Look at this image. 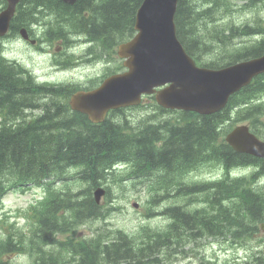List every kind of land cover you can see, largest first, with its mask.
<instances>
[{
	"label": "trees",
	"instance_id": "16d2710c",
	"mask_svg": "<svg viewBox=\"0 0 264 264\" xmlns=\"http://www.w3.org/2000/svg\"><path fill=\"white\" fill-rule=\"evenodd\" d=\"M36 1L44 5L46 3L58 4L56 12L58 9L62 11V7L66 6L77 13H81L85 9L91 10L90 3L92 2V0H76L72 5H67L60 0ZM141 1L101 0V5L91 10L92 14L86 18L95 24L90 28L92 33L100 32V35L108 36L104 37L106 40L112 39V35L117 32L127 31V37L130 36L133 32L135 11ZM206 1L209 2V5L201 12H195L190 4L185 3L184 0H178L174 17L177 36L190 53H193L192 47L196 45V40H191V34L188 32L192 28L189 23L192 22V16L197 19L201 14H215L221 3H229V0H220L218 4L214 2L216 0ZM36 5L35 2L34 6ZM20 25L19 19L15 18L10 26L11 34L18 33ZM256 30H264V27L256 29L246 23L229 27L231 34L236 31L237 34L249 35L258 32ZM261 34L264 35V31ZM260 39V41L242 48H222V61L219 63L210 62L208 66L217 67L224 63H234L262 54L264 52V36ZM1 65L2 63L0 64V111L5 108L7 112L5 119L0 121V192L16 186L19 182L32 181L36 184H43L63 179L66 181L63 191L55 189L54 199L45 203L41 209L48 213L44 218H49L54 226H57L66 216L71 229H74V224L79 225L84 222V219L97 216L99 209H102V206L95 203L88 190L84 189L82 185H77V182L82 181V178L88 177L90 183L88 185L91 187L94 184L103 185L101 181L96 182V179L105 174V171L109 170L113 163L123 160L122 157L131 159L132 169L142 174H145L146 171L150 172V169H158L155 174H163L186 168L194 162V152L200 153L208 138L215 134L213 128L219 122L220 115L216 113L209 117L203 116L204 118L199 122L188 121L183 125L165 122L161 126L140 127L138 133L131 135L120 125H112L110 121L104 120L98 125L89 122L83 123L82 120H87L85 114H78L80 119L73 123L66 117L65 111L62 110L63 107L58 106L57 101L54 102V100L48 103L43 116L28 121L22 117L21 112L30 106L29 100L37 96V89L35 86H23V83L15 75L13 65L8 63ZM262 90H264V74L255 77L254 81L244 90L231 96L230 103L235 98L243 97H245L243 101H248L246 99L253 93ZM263 109V103L252 102L245 107V113L253 116L256 121L258 120L257 114ZM182 114L183 116L191 115V113ZM223 149L224 146H221L218 151ZM208 150L210 152L208 156H210L213 149L209 147L207 152ZM228 156H233L234 161L235 158H241L244 155L230 151ZM241 161L254 162L260 161V159L245 155ZM71 167L81 169L76 171ZM160 167H162V172ZM162 185L160 184L157 190L165 188ZM65 188L67 190L64 193ZM246 195L252 199L256 208L254 211H259L261 206H264V197L261 194H258L256 198L249 193ZM241 197L243 198L240 199L246 203V196L242 195ZM248 208L250 207L248 206ZM173 210L175 212L172 214L171 210L168 211L174 221L169 224L168 228H153L133 239L125 240V243L128 244H132L138 239H141L142 244L146 243L144 246L136 248L137 253L135 252L134 259H139L137 258L138 254L144 252L162 251V248H155L153 245L147 246V244H168L170 238L172 243L181 241L178 234L179 219H183L185 222L186 214L179 210ZM59 211H66L68 215H59ZM261 214L263 213L261 212L259 215ZM80 245V242L73 240L74 251L83 253V246L80 247ZM104 248L105 253L110 257L116 256L119 260H125L126 264H135L132 262L134 259H131L128 249L125 252L116 253L121 249L119 244H112ZM149 256L147 254V257ZM88 257L90 256L88 255ZM152 257L157 259L156 256ZM87 264H91V262Z\"/></svg>",
	"mask_w": 264,
	"mask_h": 264
},
{
	"label": "rangeland",
	"instance_id": "374dc122",
	"mask_svg": "<svg viewBox=\"0 0 264 264\" xmlns=\"http://www.w3.org/2000/svg\"><path fill=\"white\" fill-rule=\"evenodd\" d=\"M201 1L184 0L185 3H188L193 7L195 12H201L209 5L208 1ZM35 2L37 1L26 0L25 4L28 6H34ZM214 2L218 4L220 0H216ZM3 4L4 3L1 0L0 7ZM45 5L55 11L58 7V4L46 3ZM99 5H101V0H92L90 3V9H96ZM91 10L85 9L81 13L71 10L69 16H64V14L58 9L57 16L54 18L51 14L39 15L33 12V15L31 13V15H25L26 18L24 19V24L28 26L29 29L35 31V36L40 41H43L44 46H49L59 38L53 37L49 39L47 37V32L52 29L62 31L64 36L67 38V42H64L66 44L64 49L65 53L59 49L57 51L58 55H49L39 49L29 47L27 44L22 43L16 34H12L11 36L0 38V64L2 63L3 65L8 63L13 65V62L11 63V61H15L18 65V60L21 59L29 64L31 59H33L34 63L38 67V74L42 73V69L44 70L50 68L48 69L47 75L40 76L42 81L47 80L51 83H60V85L85 84L89 80L97 77L105 68H118L121 61L118 60V57L115 55L114 43L118 39L123 40L124 36L128 34V32H117L113 34L112 39L106 40V43L110 42L107 47H103L100 42L96 40V38L108 36L100 35V32L96 34L92 33L90 28L95 26V24L88 21L89 19H86L92 14L93 11L91 12ZM69 19L71 21H68ZM192 22H189L190 25H192V28L189 29L188 32L191 34V40H196V45H194L193 49L200 56L202 61L221 62L223 54V51L221 50L222 48L228 49V47H246L248 44L260 41V38L264 36L261 34L264 30H256L258 32L249 35L237 34L236 31L231 34L229 31L230 26H239L245 23L256 29L264 27V0H229L228 4L221 3L215 14H201L197 19L192 16ZM53 25H55V28H52ZM62 42L63 40H61V43ZM112 51L114 53H112ZM29 53L32 54V58L29 57ZM56 58L59 59L60 63H65L68 66H60L57 68V65L55 64ZM21 76L23 77L24 75L21 74ZM26 77L31 81L30 75ZM35 78L37 77L35 76ZM86 79L87 81L84 82ZM51 99L52 97H50L49 103ZM248 99L251 102H262L264 104V90L253 93L246 100ZM243 100H245V97L239 98L234 105L230 108H226L228 109L227 114L229 118L222 120L219 124L220 130L225 129L231 124L234 126L238 123H253L258 132L264 136V109L258 120L254 121L253 118L246 117L240 110V108L244 106ZM41 113L42 108L40 107L36 109L28 107L21 112V115L24 119H32L40 116ZM157 114L158 116L164 115V117H171L175 115L161 114V112H158ZM140 115L147 116L149 115V111L140 110ZM126 121L129 123V128H135V134L139 132L140 127L154 126V124L149 121L145 119H137L136 117L130 118ZM204 147L205 150L199 153L200 156L194 157L195 161L199 162L192 163L191 175L193 176V179L188 180V182H198L202 180L207 170L215 168L214 166L216 164L214 162L201 161L202 159L207 158L208 153H210L209 150L207 152L206 145H204ZM128 167L129 166L120 168L115 166L114 169L111 168L107 171V173L111 175L101 182L104 187H107L109 205L105 209H100L103 215L88 221L93 223L92 231L84 238L85 240H88L90 235L96 236L97 234H101L102 240H105L108 243L113 242L114 244L120 245L121 249H119L116 253L127 250L128 246L127 243H125V240H127V238H133L134 232L140 229L142 225L166 229L172 222V219L167 213L156 215L155 212L160 211L157 207L152 216L147 217L145 215L147 207L146 200L148 197L147 187L157 190L159 186H152V181L149 183H139L131 181L130 179H124L123 176L129 170ZM160 168V171L162 172V167ZM239 168L237 176H248L251 172L257 169L259 170V165L248 163L241 165ZM71 169L77 170L78 168L71 167ZM150 171L156 173L158 169H150ZM121 178L122 180L120 181ZM257 178L264 182V170L260 171ZM160 181L162 185V179ZM57 183L65 184L63 181H57ZM115 184L119 187H116ZM66 190L67 189L65 188L64 193ZM40 195L41 188L34 185L27 186L23 192H21L20 188L9 190L1 197L0 258H2L4 262H7L5 260V254L7 253L6 245L9 235V233H7V229L11 227L12 234L10 237H12L16 242L17 248L15 251L13 250L16 252L15 255L10 259L7 258L8 264H79V259L82 254L67 253L58 243L43 244L41 242V236L36 234L38 231H36V233L34 232L35 228L33 222H29L25 226L21 224L23 222V217L18 214V210L21 211L25 204L33 203L40 197ZM117 195L120 196L118 200L116 199ZM198 195V206L200 208L205 207V205H209L207 215H215L219 219L228 221L227 215L219 209L218 205L216 203H212L208 197L204 196H208L209 192L206 194L200 192ZM187 198L188 195L182 196L183 200H186ZM132 202H137L138 207L134 208L132 206ZM39 210V212H42L41 209ZM182 211L186 213L185 210ZM62 213L63 215H68V212L66 211H63ZM63 219L66 220L67 217L64 216ZM82 228L83 227L79 228L74 224V229L77 231V234L75 235L76 237L81 235ZM198 228L199 226L196 227V230H198ZM118 230L120 232H118ZM135 234L140 235L138 232ZM140 241L141 239H138L134 242L135 248L146 244H142ZM207 241L209 242V249L195 245L194 250L188 253L185 257L184 264H196L200 261H204L206 264H225L226 262L231 261V258L234 255V250L231 248H224V246L220 245L212 238H208ZM177 243L178 242L172 243V239L170 238L168 244H165L168 251L170 250V253L163 252L165 254H163V256L158 252L153 254L152 256H159L164 259H162V261H154L152 264H164L163 261L166 264H175V262H177L175 258V256H177L176 252L184 250L183 247L186 248L185 245L175 247ZM231 246L236 248L234 244H231ZM262 248L264 249V244L262 245ZM213 252L217 254V259L215 260ZM181 254L184 256L183 252H181ZM88 255H90V252ZM138 255L143 256V259L147 258L144 257L147 255V252ZM102 257H106L105 251L98 252L97 264H113V262H110L108 258ZM253 262L254 260H251L245 262V264H254ZM115 264H126V261L116 258Z\"/></svg>",
	"mask_w": 264,
	"mask_h": 264
},
{
	"label": "water",
	"instance_id": "95a60500",
	"mask_svg": "<svg viewBox=\"0 0 264 264\" xmlns=\"http://www.w3.org/2000/svg\"><path fill=\"white\" fill-rule=\"evenodd\" d=\"M19 1L6 0L7 7L0 11V35L7 31ZM177 1L142 0L134 19L136 33L118 48L127 70L107 79L95 93L76 94L71 100L73 107L88 113L92 121H100L106 109L138 103L142 93L168 84L157 94L163 107L211 113L220 109L230 94L264 72V54L219 69L197 67L176 35ZM20 32L26 37L24 29ZM226 140L238 152L264 157V142L247 126H236ZM103 193L101 188L94 191L97 202Z\"/></svg>",
	"mask_w": 264,
	"mask_h": 264
},
{
	"label": "flooded vegetation",
	"instance_id": "af4514ba",
	"mask_svg": "<svg viewBox=\"0 0 264 264\" xmlns=\"http://www.w3.org/2000/svg\"><path fill=\"white\" fill-rule=\"evenodd\" d=\"M18 6L20 7V9L17 11V13H16V18H18L19 19V23H21V25L20 26H22V25H25L24 24V19L26 18V16L25 15H27V14H32L33 15V13H37V14H39V15H48L49 14V10L50 9H48L45 5H43V7L40 9V8H38V6H28V5H26V4H24V2L23 3H19L18 4ZM64 8H68L69 9V7H64ZM33 12V13H32ZM19 13V14H18ZM30 14V15H31ZM64 15H70V11H67V12H64L63 13ZM52 15V14H51ZM25 16V17H24ZM53 18H54V16H57V13H54L53 15ZM69 21V20H68ZM53 23H55V22H53ZM19 26V27H20ZM18 27V28H19ZM25 27L29 30V35L31 36V37H34V36H32V34H34L35 35V32H33L31 29H29V27L28 26H26L25 25ZM52 28H55V26L53 25L52 26ZM49 35H53V36H55V37H59L58 39H57V42H60L61 43V40H63V42L61 43V44H64V42H67V38L64 36V34H63V32L62 31H59V30H56V29H52V30H50L49 32H48V36ZM19 38V40L22 42V43H25V41H28V42H30V39H28V40H25V39H21L20 37H18ZM36 39V38H35ZM39 40V39H38ZM40 41V40H39ZM36 43H37V39H36ZM35 43V44H36ZM26 44V43H25ZM33 44V43H32ZM28 45V44H27ZM29 47H32V46H30V45H28ZM49 46H44L43 45V41H40V47H32V48H34V49H39V50H41L42 52H46L47 51V48H48ZM57 50H59L60 49V47H58V48H56ZM61 51H63L64 52V50H62L61 49ZM65 53V52H64ZM50 55V54H49ZM56 55H58V54H56ZM55 56V55H54ZM29 57L30 58H32V54L31 53H29ZM18 60V59H17ZM12 62H14V64H15V66H16V68L14 69V71H15V75L20 79V81L23 83V86H45V85H47V87L49 88V86L50 85H55V86H66V89L69 91L68 92V95H71V94H73V93H75V92H79V91H87V90H90V89H93V88H95V87H97V86H89V82L91 81V80H89L87 83H85V84H78V85H70L69 86V84H63V85H60V83H51V82H48L47 80H41V78H40V76H45V75H47V73H48V69H50V68H48V69H42L41 71H42V73L41 74H38L37 73V69H38V67L36 66V64L34 63V61H33V59H31V61H30V63L28 64L26 61H24L23 59H21V60H18V65L15 63V61H11V63ZM55 64L57 65V68L58 67H60V66H68V65H66L65 63H60L59 62V59L58 58H56L55 59ZM86 70H88V69H86ZM21 74L22 75H24L23 77L21 76ZM30 75V78H31V81L29 80V78H27L26 76H29ZM35 76L37 77V78H35ZM87 81V79L84 81V82H86ZM38 83H42V84H38ZM147 100L149 101V102H152V98L151 97H149V98H147ZM68 101V100H67ZM62 110H64V111H66V114H70V113H68V111H67V109H66V107H63L62 108ZM116 110H118V109H116ZM116 110H110L108 113H110V112H112V111H116ZM5 112V110L3 109L2 111H0V121L3 119V116L1 115L2 113H4ZM119 113L122 115V112L121 111H119ZM73 114V117H71V121L74 123L77 119H80V117L78 116V115H76V114H74V113H72ZM130 115V114H129ZM204 117L203 116H201L200 114H197L195 117H194V122H199L201 119H203ZM124 119L125 120H128V119H130V116H124ZM143 119H145L146 120V118H143ZM211 121H212V119H211ZM127 127L129 128V125L127 124ZM130 129H132V130H130ZM213 130H214V132H215V128H213ZM132 131H134V127H132V128H129V132H132ZM223 144H224V141H223V139H222V137L220 136V135H216V133L212 136V137H209L208 138V141H207V143H206V147L207 148H209V147H211L213 150H212V152H211V154H210V156L209 157H207V158H205V159H202L201 161H203V162H210V161H212V162H214L216 165L214 166L215 168H217V169H220V171L218 172V173H215V171H211V169L210 170H207L206 171V174L203 176V178H206V179H210V178H212V179H216V178H219V176H220V172L224 169V168H226V170L229 168V167H231V165L232 164H234V162H233V157L232 156H228V155H230V150L227 148V147H225L224 146V149L223 150H221V151H218V149L221 147V146H223ZM218 148V149H217ZM203 150H205V147H202V151ZM201 151V152H202ZM198 156H200V154L197 152V151H195L194 152V157H198ZM208 156V155H207ZM194 162H199V161H195V158H194ZM220 163H221V166H220ZM262 170H264V165H263V167H262ZM228 175V172H225L224 174H222V176L223 177H226ZM205 179V180H206ZM208 188H209V186H208V184L206 185ZM219 187V189L217 190L215 187L214 188H211V189H209V195H211V196H213V197H211V196H209L208 195V198L211 200V202L212 203H216L217 205H218V207H219V209L220 210H222V212L224 213V214H226V212H224V210L223 209H225V207L226 206H224L222 203H223V201H224V198H225V188L224 187H222V186H218ZM217 192V193H216ZM216 193V194H215ZM223 208V209H222ZM261 210V211H260ZM263 213V214H261L262 216V218L264 217V206H261V208L259 209V214L260 213ZM227 215V214H226ZM244 221V220H243ZM226 224V223H225ZM237 230V229H236ZM222 231L224 232V231H226L225 230V227H223L222 228ZM238 232H240V233H242V231H243V227H241L240 229H238L237 230ZM258 242H257V248L262 252L263 251V248H262V245L264 244V233H262V232H260L259 233V236H258ZM258 257H260V258H263V260H264V256H263V254H258Z\"/></svg>",
	"mask_w": 264,
	"mask_h": 264
},
{
	"label": "bare ground",
	"instance_id": "6f19581e",
	"mask_svg": "<svg viewBox=\"0 0 264 264\" xmlns=\"http://www.w3.org/2000/svg\"><path fill=\"white\" fill-rule=\"evenodd\" d=\"M39 8V7H38ZM33 32H35V31H33ZM47 34H48V32H47ZM48 36V35H47ZM52 37V36H51ZM76 43H77V40H76ZM50 86H54L55 88H56V86L55 85H50ZM58 86V85H57ZM247 86H244L243 88H242V90H244L245 88H246ZM34 89V88H33ZM49 89V88H48ZM47 89V90H48ZM57 89H58V87H57ZM55 90L53 89V91L52 92H54ZM50 97H52V99H51V101H53L54 100V102H56V100H55V96H51L50 95ZM4 110H5V112L4 113H2L1 115L3 116V119H5V114H6V112H7V110L4 108ZM72 116V115H71ZM73 117V116H72ZM83 121V123L84 122H89L88 120H82ZM81 121V122H82ZM55 122V121H54ZM90 123V122H89ZM126 123L129 125V123L126 121ZM92 124V123H91ZM46 127V126H45ZM145 127H147V126H145ZM44 128V127H43ZM135 135V134H134ZM207 157H209V156H207ZM132 165H133V163L131 162L128 166V171L124 174V176H123V178L124 179H130L131 181H136V182H139V183H149V182H151L152 181V186H154V185H158V186H160V184H161V182H160V178L162 177V176H164L166 173H159V174H155V173H153V172H148V171H146V173L145 174H142L141 172H138V171H135L134 169H132ZM192 165V164H191ZM115 163H113L111 166H110V169L111 168H115ZM164 166V165H163ZM190 166V165H189ZM186 167H188V166H186ZM185 167H183V169H184ZM109 169V170H110ZM161 169V168H160ZM108 171V170H107ZM107 171H105V174H103L100 178H97L96 179V182H98V181H102V179L104 180V179H107L111 174H108L107 173ZM102 178V179H101ZM122 180V178L120 179V181ZM57 181H63L64 182V180L63 179H59V180H57ZM90 184V183H89ZM97 186V184H94V186H89V185H86L85 186V188L84 189H86V190H88L89 192H90V194L93 196V190H94V188L93 187H96ZM64 188V187H63ZM63 188H61V189H59V191H63ZM105 189L107 190V187H105ZM107 192H108V190H107ZM227 192V190H225V193ZM217 193V192H216ZM215 193V194H216ZM183 212V211H182ZM224 212H226V210H224ZM183 213H185V212H183ZM186 214V213H185ZM226 214H227V212H226ZM101 215H103V213L100 211V209H99V213H98V215L97 216H95V217H91V218H86V219H84L83 221H89L90 219H95V218H97V217H99V216H101ZM68 226H70V222H69V220H62V221H60L59 222V224L57 225V226H54L53 225V223H52V221H50L49 220V218H46V219H44V221H43V225H42V234H44L45 236H50L51 234H53V233H55V232H57V231H59L60 229H62V228H64V227H68ZM109 244H108V242L107 241H105V240H101L94 248H93V252L94 253H98V252H100L102 249H104V247H106V246H108ZM156 252H151V251H149L147 254H149L150 256H152L153 254H155ZM157 257V259H164V258H162V257H159V256H156ZM164 262V261H163ZM161 263V262H160Z\"/></svg>",
	"mask_w": 264,
	"mask_h": 264
}]
</instances>
